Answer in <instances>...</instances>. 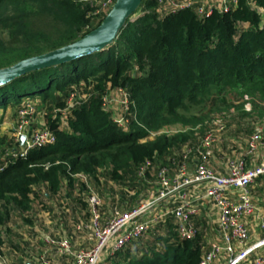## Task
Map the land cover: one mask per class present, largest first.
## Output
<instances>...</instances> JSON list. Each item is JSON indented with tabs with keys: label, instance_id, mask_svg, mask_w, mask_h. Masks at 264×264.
Returning <instances> with one entry per match:
<instances>
[{
	"label": "trees",
	"instance_id": "obj_1",
	"mask_svg": "<svg viewBox=\"0 0 264 264\" xmlns=\"http://www.w3.org/2000/svg\"><path fill=\"white\" fill-rule=\"evenodd\" d=\"M254 4L238 0L228 12L200 17L191 8L162 14L156 0H143L106 50L1 85L0 109L15 113L37 101L56 140L0 172V230L13 214L30 221L36 201L54 198L64 181L73 188L78 174L100 195L111 181L139 198L147 186L136 178L139 166L153 159L168 165L173 153L179 162L182 147H195L216 120L228 136L264 128V0ZM97 7L96 0H0V69L80 39L104 18L94 15ZM119 88L136 114L129 132L103 106ZM72 93L79 104L60 129ZM165 129L172 132L150 135ZM199 242L180 239L168 222L118 255L132 252L123 264H199Z\"/></svg>",
	"mask_w": 264,
	"mask_h": 264
},
{
	"label": "built area",
	"instance_id": "obj_2",
	"mask_svg": "<svg viewBox=\"0 0 264 264\" xmlns=\"http://www.w3.org/2000/svg\"><path fill=\"white\" fill-rule=\"evenodd\" d=\"M96 1L98 7L94 15H106L115 2ZM156 1L158 11L162 14L191 8L201 17L209 16L215 11L228 12L238 0ZM249 2L255 7L254 0ZM75 97V93H72L66 108L61 111L64 118L60 129L67 127V112L79 104ZM29 101L24 102L15 112L12 146L0 155V172L8 163L25 158L29 151L51 145L56 140L54 132L45 121L40 117L34 119L33 117H37L35 115L31 116L32 106L38 115L42 116V112L36 108V101ZM114 103H118L117 113L112 108ZM103 106L113 112V121L118 128L124 132L130 131V118L136 121V114L128 112L129 99L124 89L119 88L105 95ZM32 120L37 121L35 125ZM224 128L221 121H214L195 147H182L178 153L180 161L177 163L174 160L176 153L170 155L168 165L155 159L143 162L137 170L136 178L147 186L138 200L131 205L127 204L122 195H136V189L119 188L108 181L110 189L101 196L92 186L90 178L82 174L76 175L78 180L74 184L73 194L80 203L85 204L86 217L81 219L83 213L73 223L71 236L49 232L41 237L40 240L46 248L43 256L39 258L41 264H57L55 254L69 258L72 264L109 263L134 241L147 238L157 226L165 228L168 222L173 225L180 239L194 240L201 237L202 228L193 220L199 216L200 209L207 205L215 210L217 240L208 244L200 240L202 255L199 264H243L248 261L251 264H264V215L260 213L252 197L255 182L264 176V165L248 166V159H254L259 152L264 128L260 125L254 126L246 140L244 152L237 153L233 147L229 149L224 155L226 172L221 173L209 166L206 152L219 144ZM171 132L172 130L165 129L150 135ZM21 136L24 137L23 142ZM66 183L64 181V185ZM34 206L36 210L42 207V203L36 201ZM105 207L108 213L105 212ZM252 221L257 229V239L252 236ZM158 236H164L163 229L158 231ZM75 239H87L90 245L77 248ZM51 250L54 254H49ZM0 264L16 263L0 252Z\"/></svg>",
	"mask_w": 264,
	"mask_h": 264
},
{
	"label": "crops",
	"instance_id": "obj_3",
	"mask_svg": "<svg viewBox=\"0 0 264 264\" xmlns=\"http://www.w3.org/2000/svg\"><path fill=\"white\" fill-rule=\"evenodd\" d=\"M247 138L248 136H244L242 133L231 136L224 134L222 139L219 141V144L213 146L208 150V152H206L209 166L220 171L221 173H225L226 168L224 155L231 147L235 148L234 150H237V153L244 152ZM260 165H264V137L256 157L254 159H248L249 167ZM73 189L74 188H66V185H63L62 191L58 195H56L54 198L44 201L42 207L38 210H35V215L29 216L30 221H24V218L20 217V215L13 214L6 228L1 229L0 231V252H2V254L5 255L7 259L16 264H39L37 255L40 253L39 256H41L44 254L46 249L44 243L42 240H40V234L49 231L51 233H59L61 236H70L71 229L67 227V225H71L77 221V219L83 214L82 210H85L83 204L75 198ZM109 189V184H106L104 191H102L103 195L101 196H104L105 192H107ZM252 197L256 201L260 213L264 215V176L259 177L255 182L252 188ZM62 201H64V203H62ZM61 205H64L62 213L63 218H61L59 221H56L59 219L58 212L62 210ZM208 206L209 205L201 208L199 216L195 217L193 220L197 226L202 228L201 237H199L204 244L205 242L208 244L216 241V234L218 232L217 228L215 227V210L209 208ZM36 217L42 218V220H37ZM50 218L55 220L50 221ZM52 222V225L54 226L49 227L48 224ZM37 225L41 228H34ZM250 228L252 236L257 239V229L255 228L254 221L251 222ZM52 229L54 230L50 231ZM166 233L167 231L163 229V234L165 235ZM74 242L75 247L77 248H84L90 245L87 239H75ZM131 247L132 245L129 246V250ZM49 254H54V252L51 250ZM130 254H132V252H125L123 254L124 256L118 255L109 263H107V261L102 262L101 264H123L125 260L130 258ZM55 257L58 261V264H72V261L69 258L62 256L59 257L56 256V254ZM243 264H251V261L245 262Z\"/></svg>",
	"mask_w": 264,
	"mask_h": 264
},
{
	"label": "water",
	"instance_id": "obj_4",
	"mask_svg": "<svg viewBox=\"0 0 264 264\" xmlns=\"http://www.w3.org/2000/svg\"><path fill=\"white\" fill-rule=\"evenodd\" d=\"M143 0H115L100 24L73 43L32 56L0 69V86L34 71L61 66L106 50L118 37L126 22L137 12ZM21 142L24 137L21 136Z\"/></svg>",
	"mask_w": 264,
	"mask_h": 264
},
{
	"label": "rangeland",
	"instance_id": "obj_5",
	"mask_svg": "<svg viewBox=\"0 0 264 264\" xmlns=\"http://www.w3.org/2000/svg\"><path fill=\"white\" fill-rule=\"evenodd\" d=\"M139 14H140V11L139 12H137L135 15H133L132 16V18H131V20H134L135 18H137L138 16H139ZM113 96V95H112ZM229 98V97H228ZM35 102V101H34ZM34 104H37V101L34 103ZM36 106V105H35ZM112 108L113 109H115V111H116V113H117V111H119V107H118V103H114V104H112ZM36 108H37V106H36ZM248 108H249V106H248ZM32 110H33V114L31 115V116H37L36 118L35 117H33L34 119H39V117H40V119H42L43 121H45L46 123H47V118H46V116L43 114L42 116L41 115H38L37 114V111H35L36 109H33V106H32ZM38 110V109H37ZM36 112V113H35ZM212 116V115H211ZM64 118V116H61V119H60V122H58L59 123V127H61V123H62V119ZM15 120H16V117H15V113H14V111L12 110V109H10V108H8V109H6L5 111H3V110H1L0 109V155H3L5 152H6V150H9L10 148H11V142H12V140H11V137H12V133H13V128H14V126H15ZM36 122L37 121H34V120H32V123L35 125L36 124ZM50 122H52V124H54L55 126L58 124V123H56V121L54 120V119H52L51 118V121ZM47 125H48V123H47ZM50 126L51 125H48V127L50 128ZM58 126V125H57ZM51 129V128H50ZM117 189V188H116ZM142 191H144V190H142ZM141 191V192H142ZM137 196L136 195H132L131 196V204H134L136 201H137ZM62 203H64V201H62ZM61 203V204H62ZM131 204H129V205H131ZM63 206L64 205H61V208H62V210L61 211H59L58 213V216H59V219H57L56 221H59V220H61V218H63V216H62V213H63ZM83 207H85V204H83ZM38 209H40V208H36V210H38ZM82 212L84 213L85 212V210H82ZM105 212L106 213H108V211H107V208L105 207ZM61 215V216H60ZM86 216H85V213L81 216V219H83V218H85ZM37 218V220L39 219L40 221L42 220V218H39V217H36ZM51 220L50 221H53V220H55V219H53V218H50ZM53 224V222L52 223H50V224H48L49 225V227H51V226H54V225H52ZM72 225L73 224H69V225H67V227H69L71 230H72ZM46 226V225H45ZM63 226V225H62ZM34 228H41V227H39L38 225L37 226H35ZM44 228V227H43ZM63 228H64V226H63ZM51 229V228H50ZM54 229H52V230H50V231H53ZM40 233V232H39ZM49 234V231L48 232H46V233H41L40 234V236L42 237V236H46V235H48ZM70 236H71V233H70ZM133 245V244H132ZM79 246H81V245H79ZM53 251V250H52ZM40 254V253H39ZM39 254L37 255V260H38V262H39V264H41V262H40V257L41 256H43V254L41 255V256H39ZM56 261H57V259H56ZM103 261V260H102ZM57 264H58V261H57ZM99 264H101V262L99 263Z\"/></svg>",
	"mask_w": 264,
	"mask_h": 264
},
{
	"label": "bare ground",
	"instance_id": "obj_6",
	"mask_svg": "<svg viewBox=\"0 0 264 264\" xmlns=\"http://www.w3.org/2000/svg\"><path fill=\"white\" fill-rule=\"evenodd\" d=\"M8 164H9V163H8ZM8 164H7V165H8Z\"/></svg>",
	"mask_w": 264,
	"mask_h": 264
}]
</instances>
